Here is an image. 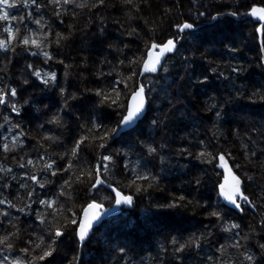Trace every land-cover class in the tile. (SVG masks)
Masks as SVG:
<instances>
[{"label": "trees", "instance_id": "trees-1", "mask_svg": "<svg viewBox=\"0 0 264 264\" xmlns=\"http://www.w3.org/2000/svg\"><path fill=\"white\" fill-rule=\"evenodd\" d=\"M39 2L44 3V0H39ZM248 3L249 0H152L151 11L155 13V18L164 20L162 26L155 33L158 42H163L176 34L175 27H170V23L174 24L188 19L189 22L195 21L196 25H201V28L187 31L178 51L166 60L169 68L168 73L160 72L145 78V83L150 79L155 82L152 85L154 91L148 94L151 101L148 106L150 111L140 122L144 132L138 136L132 135L125 142L118 143L114 148L108 149L110 153L128 152V159L133 163L140 159L141 166L137 167V172L140 175L151 172L153 176L159 177L158 182L136 180V186L143 189L139 193L135 191V186L127 187L126 185L135 179V174L123 169L124 160L120 155H116L114 162L110 163L108 175L111 177L109 182H117L124 193L133 196L131 208L125 211H134L135 216L148 217L157 224L165 225V223L176 221L177 223L172 224L171 227L165 225L166 228H163L165 230L147 223L142 226L138 224L128 233V238L122 235L120 239L123 240H120V244L117 243L114 247L112 246L111 250H105V252H102L104 251L102 250L103 237L98 238L96 242L99 248L93 246V250L96 254L103 255L95 264H205L206 257L214 253L218 239H222V242H230L232 233L223 232L222 227L216 224L215 218L207 215L213 209L201 207L206 201L211 205H224L215 188L217 177L208 165L195 158L197 152L203 150L199 146L201 140L205 144L210 143L217 150L223 149L231 152L236 162L245 165L249 174L256 178V183L251 184V190L248 186V194L250 198H252V194H256L261 204H264V191H262L264 175L259 167L264 164V155H259L256 160L248 164L241 151V144L246 143L251 135L255 150L258 153L264 152V136L260 135V131L264 130V103L259 101L250 103L247 99H232L236 87L245 85L251 92L259 91L261 85H264V70L259 67L260 60L258 59V56H264V53L260 52L259 39L252 35L253 25L247 17L230 15V12L236 10L246 12ZM166 9H172V12L167 17H163L162 14ZM197 11L205 12L206 15L197 19ZM217 12L223 13V15L219 16L217 20L208 19V16H215ZM12 14H21V10L16 9ZM40 15L44 17L46 23L51 24L55 31L67 35L65 29L69 23H72L70 17H64V22L61 23L59 19L52 16L51 6L41 11ZM106 15L112 18H122V13L118 10H109ZM85 23V18L80 17L79 30H75L59 49L57 59L63 58L65 64L71 65L68 69V77L64 76L63 65L53 61L51 67L70 91L83 93L79 100L74 102L73 108L84 112L87 116L93 106L92 100L97 98L93 97L91 91L85 90L106 87L112 82V77L97 79V68H102L105 72L111 70L109 65H103L101 61L105 58L111 61V65L115 67L113 75L117 80L121 78V74H128L117 62L124 56L109 49L107 43L114 42L120 47L128 44L129 47L124 49V55L131 58L140 55V51L137 49H143L144 40L122 34L121 30H117L116 25L109 23L107 42L101 46L97 43L96 28L90 25L85 27ZM32 27L35 26L32 25ZM225 45L235 47L238 51L231 52ZM82 57L88 58L86 66L82 63ZM8 59L12 63H7L4 53L0 52V77H3L5 82L10 79L13 86L18 85L22 76L28 78L30 84L23 86L21 95L31 98L33 102L31 105L22 106L23 115L21 116L11 113L6 106L0 105V125H4V127H0V136H8L10 140L12 135L11 132L6 131L8 125L5 123V116L10 117L14 122L21 123L24 131L33 139L27 142L25 151L20 155L28 154L35 158L37 155L43 154L36 146V141L39 139L37 126L46 119V116L38 109L42 110L44 105H48L51 110L55 111L62 101L55 91L47 89L42 91L44 86L41 81L27 75L26 64L35 63L39 66L38 57H33L29 52L20 50L15 55L9 53ZM231 66H242L246 71L237 76L230 72ZM221 72L223 75H220ZM205 76L208 77L206 81L198 82L203 81ZM224 101L228 102L224 103ZM211 104H217L220 107L209 111L208 106ZM216 110L221 112L218 120L215 117ZM102 115L104 116L102 122L111 129L119 119V109L104 107ZM157 117L163 121V124L153 126L151 120ZM66 119L68 118L66 117ZM52 128V125H45L40 134H47ZM254 129L255 131H253ZM60 132L63 133V146L48 148L49 153L57 156L65 148L71 147L73 136L80 134V130L70 119H68L65 129ZM137 138L145 143L163 144L165 147L155 157H149L146 152L141 151L138 144L133 143ZM212 147H209V151L212 150ZM185 148L191 155L181 154V149ZM96 155L90 148L81 152V159L76 163L77 169L94 164ZM161 156L165 158L163 166L160 163ZM0 164L4 167H12L17 176L16 180L9 178L7 181L11 185L9 188H4L3 182H0V199L11 200L17 205V208H8V205L5 204L0 205V210L7 209L10 218L19 217L20 226L25 232L37 229L39 222L35 220V210L41 206L34 204L31 210H26L23 213L17 211L18 208L29 203L25 197V190L19 185L22 182H27L29 187H32V182L27 181V177L22 175V171L30 170H21L10 158L5 161L2 154H0ZM2 175L3 173H0V176ZM52 179L56 184L62 182L61 176ZM195 179H200L202 183L197 186ZM103 191L105 192L103 197L110 193L103 186H99L98 191L94 190L90 196L85 197L81 188H77V192L74 193L76 208L79 209L88 199H96L94 195L102 194ZM39 192L37 187V193L39 194ZM181 195L185 197V203L181 206L160 207V205L174 203L173 198L178 199ZM163 196L164 198H162ZM188 201L191 203H187ZM98 202L105 206L113 204L106 200ZM140 204H145L144 210ZM244 207L245 211L242 214L229 207L219 210L226 212L225 220L227 222L240 224L241 234L252 236L253 245H255L264 233L260 232L258 226L255 233H251L249 228L258 225L261 209L253 210L248 206ZM174 209L179 211L176 216H174ZM139 210L141 213L143 211L141 215L138 213ZM115 219L117 220V218ZM13 223H16V220H13ZM213 225L216 226L213 227ZM208 230L212 232V235L208 237V243L202 244L198 249L192 247L183 253H173L170 244L172 238L183 243L193 234L199 236L204 233L207 236ZM26 238L27 236H25ZM94 239L96 240V237ZM69 240L70 243H68ZM121 247L126 249V255L119 252ZM165 247L167 248L166 252L162 251ZM251 250L257 254V259L260 260L259 249L253 247ZM79 252L80 248L69 230L63 238L59 251L54 254L53 264H72L73 258L81 254ZM59 253L67 254L68 258L58 259Z\"/></svg>", "mask_w": 264, "mask_h": 264}, {"label": "snow or ice", "instance_id": "snow-or-ice-1", "mask_svg": "<svg viewBox=\"0 0 264 264\" xmlns=\"http://www.w3.org/2000/svg\"><path fill=\"white\" fill-rule=\"evenodd\" d=\"M51 6L52 16L64 22V17H70L72 23H69L65 29L67 35L63 32L55 31L50 23L44 21V17L40 12ZM152 0H0V52L4 53V59L7 63H12L8 59V54L15 55L18 51L23 50L29 52L31 56L39 58V66L35 63H27L25 71L28 76L35 77L40 80L44 88L49 91H55L60 97L62 103L55 110H51L48 105H44L42 111L46 119L37 126L39 139L36 146L43 154L32 158L30 155H20L25 151L27 142L31 141V137L24 131L23 125L14 122L10 117L5 116V123L8 125L7 132H11V138L8 136H0V154L3 155L5 161L9 158L21 170L29 169L30 171H22V175L27 177V181L32 182L29 187L27 182H22L19 186L25 190V197L29 200L24 207L18 208V212L31 210L34 204L41 206L35 210V220L39 222L37 229L31 232H25L19 222V217L10 218L7 209L0 210V264H53L54 254L60 249L64 236L70 230L79 247H83L85 242L90 239V234L94 235V224H98L102 218V214L106 212L105 205L96 199H88L79 209L75 206L77 188H81L85 197L90 196L94 190L98 191L99 185H105L110 189L109 195L104 200L115 205L133 203V196L125 194L117 182L112 181L108 175L110 163L114 162V157L120 155L124 160L123 169L135 174L127 187L135 186L137 193L143 189L136 186V180L157 181L158 176H153L151 172L140 175L137 167L141 166L140 159L134 163L128 159V152L121 151L118 153H110L108 149L114 138L120 135L123 129H129V132L136 131V127L129 128L130 125L138 126L142 117H145L150 111L148 107L151 103L149 93L153 92L152 87L154 80L145 78L148 74H159L160 72L168 73L169 68L166 60L168 54L178 51L177 40L183 39L181 33L185 30L196 28L195 21L189 22L188 19L182 22L170 23V27H175L176 34L163 42H158L155 33L164 23L163 19H156L155 13L151 11ZM248 10L240 12L239 10L230 12L231 16L247 17L253 25L252 35L259 39L260 52L264 53V0H249ZM16 9L21 10V14L13 15ZM109 10L120 11L122 18H112L106 13ZM172 9H166L162 14L167 17ZM205 12L196 13V18L205 16ZM223 13L217 12L215 16H208L210 20H217ZM84 17L86 20L85 27L92 26L96 28L97 43L103 46L107 42L108 25L112 23L116 25L117 30H121L122 34L144 40V47L140 51L139 56L131 58L124 55V49L128 48V44L120 47L116 43H107L109 49H113L116 53L124 56L118 59L119 66L128 74H121L120 79H115L113 73L115 67L111 65V61L105 58L101 61L103 65H109L111 70L105 72L102 68H97V79H108L112 77V82L106 87L101 86L92 90L93 97L92 109L87 116L79 110H74L73 104L77 102L83 94L80 91H70L69 87L62 83L58 78L56 71L52 70V62L64 66V76L68 77V69L71 65L65 64L63 58L57 59L59 49L73 35L75 30H79V18ZM32 25L35 27L33 28ZM134 25V26H133ZM151 25V27H149ZM229 51H238L235 47H230ZM82 63L86 66L88 58L82 57ZM260 60L259 67L264 70V56H258ZM216 71V69H213ZM246 71L242 66H231L230 72L237 76ZM220 75H223L221 72ZM163 79V77H161ZM208 79L203 78V83ZM28 78L20 79L17 86H13L9 79L5 82L0 77V105L6 106L11 113L17 116L23 115L22 106L31 105L32 99L25 98L21 95L23 86L29 85ZM213 99V98H210ZM233 100L247 99L250 103H264V85H261L259 91H248L247 86L241 85L235 88ZM228 101H224L227 103ZM19 105V106H18ZM104 107H116L119 109V119L115 125L109 129L102 122ZM220 105L211 104L208 110L217 109ZM221 116L219 110L215 111V117L218 120ZM72 120L80 130L78 136H73L70 148H65L58 156L48 152L50 147L63 146L62 135L60 130L65 129L68 119ZM153 126L163 124L158 117L151 120ZM45 125H52L53 128L47 134H40ZM4 127V125H0ZM15 129V131H13ZM255 131V129L253 130ZM60 134H57V133ZM127 134V133H126ZM215 135V134H213ZM260 135L264 136V130L260 131ZM133 143L138 144L142 152H146L147 156L155 157L165 147V145H154V143H145L137 138ZM199 146L203 150L197 152L196 159L201 163L208 165L212 173L217 177L215 188L218 197L222 198L225 205H211L207 201L201 207L212 208L207 215L215 218L216 224L222 227V231L232 233L230 242H222V239L216 241L215 251L212 255H208L205 264H264V235L259 237L253 245V237L248 234H241V226L235 222H227L225 220L226 212H222L220 208H227V204H231L239 212H244L245 207L252 209H261L259 213L258 225L250 226L251 233L256 232L258 226L261 233H264V204H257L248 194V185L256 183V178L250 175L245 165L236 162L231 152L220 149L217 150L209 144H205L203 140L199 141ZM209 147L212 150L209 151ZM88 148L95 152L94 164H89L86 168L77 169L76 163L81 159V152ZM241 151L246 163L251 164L259 155L254 148V141L249 135L246 143L241 144ZM188 153V150L181 149V154ZM161 166L165 164V158L160 157ZM39 165V166H37ZM260 171L264 175V164H261ZM0 182H3L4 188L11 185L7 183L9 178L16 180L12 167H4L0 164ZM61 176L62 182L56 184L53 177ZM66 177V178H63ZM202 183L200 179H195V184L199 186ZM51 186V187H49ZM37 187L40 192L37 193ZM264 191V189H262ZM174 203L168 205H160V207H177L185 203V197L181 195L178 199L173 198ZM187 203H191L188 201ZM8 205V208H17V205L6 198L0 199V205ZM16 220V223H13ZM216 225H213L215 227ZM212 235L208 230L207 236L201 233L199 236L191 235L183 243L176 238H172L170 244L174 254L183 253L186 249L195 247L200 248L202 244L208 243V237ZM25 236L27 238L25 239ZM255 247L259 249L261 259H257V254L251 249ZM162 251H167L163 248ZM119 252L126 255V249L121 247ZM72 264H82L79 256L73 258Z\"/></svg>", "mask_w": 264, "mask_h": 264}, {"label": "rangeland", "instance_id": "rangeland-1", "mask_svg": "<svg viewBox=\"0 0 264 264\" xmlns=\"http://www.w3.org/2000/svg\"><path fill=\"white\" fill-rule=\"evenodd\" d=\"M199 28H201V27H199ZM196 29H198V28H196ZM136 129H137L136 131L127 132V134L126 133L123 134L120 138H118L111 145V147L114 148L116 146V144L125 142L126 140H128L129 138H131L132 135H137L138 136L140 133H143L144 132V128H142L141 123L138 126H136ZM248 186H249V189L251 190L252 189V185L249 184ZM104 193L105 192L103 191L102 194H99V193H98L99 195L98 194H95L94 196H95L96 200H98V201L104 200V197H103V195H105ZM162 198H164V196ZM258 198L259 197L256 194H252V199L254 200V202L257 203V204H261V201H259ZM148 203H149V201H148ZM140 205H141L142 210H144L145 204H140ZM142 205H144V206H142ZM173 212H174V216H176L177 214H179V211H177L175 209H174ZM138 213H139V215H141L143 213V211L141 213L140 210H139ZM115 218H117V220ZM112 219H114V220H112ZM145 223H147L149 225H153L156 228L163 229V228H166L165 225L171 227V225L172 224H176L177 221L174 222V223H172V222H169L167 224L165 223V225L164 224H157V223H154L148 217L147 218H144V216H137V215L135 216V212L134 211H132V212L125 211L122 215L120 214L118 216H115V217H113V218L105 221L96 230L95 234L85 244V246L83 247V249L80 250L81 254H79V257H80V260L82 261V264H95V262L99 261L100 258H102V255L103 254L102 255L96 254L94 252V250H93L94 247L95 248H99V247H97L98 246L97 245L98 243L96 242L98 238H102L103 237V240H102V242H103V244H102L103 246L102 247L103 248H102V250H104V251H102V252H105V250H111L114 247V245H116L117 243L120 244V240H123V239H120L122 237V235H124V236H126V238H128L127 235H128V233L131 232V230H132V228L134 226H136V225L138 226V224H140L142 226ZM163 230H165V229H163ZM94 237H96V240L94 239ZM70 242L71 241L69 240L68 243H70ZM65 257L68 258V255L67 254H60L59 253V258L58 259H62V258H65Z\"/></svg>", "mask_w": 264, "mask_h": 264}, {"label": "water", "instance_id": "water-1", "mask_svg": "<svg viewBox=\"0 0 264 264\" xmlns=\"http://www.w3.org/2000/svg\"><path fill=\"white\" fill-rule=\"evenodd\" d=\"M201 25H197L196 26V28H199ZM196 28H194V29H196ZM194 29H190V30H194ZM187 31H189V30H185V32L184 33H181L180 35L181 36H183V39H184V37H185V34L187 33ZM183 39H178L177 40V47H178V49H179V47H180V45H181V43H182V41H183ZM176 53V52H175ZM175 53H170V54H168V57H167V59L170 57V56H173ZM150 75H156V74H148L147 76H150ZM147 114H148V112H147ZM146 114V115H147ZM146 117V116H145ZM145 117H142L141 118V120H140V122L145 118ZM140 122H138V124L140 123ZM132 127H136V125H130L129 126V128H132ZM127 132H129V129H123L122 130V132L120 133V135H118L117 137H115L114 138V141L113 142H111V145L118 139V138H120L123 134H125V133H127ZM99 186H103L105 189H107L109 192L111 191L110 189H108L105 185H99ZM98 186V187H99ZM126 194V193H125ZM128 195H131V194H128ZM220 198V197H219ZM220 200H221V202H222V204H226V202L222 199V198H220ZM133 204V203H132ZM132 204L131 205H127V204H122V205H115L114 204V202H113V204L112 205H110V206H105V209L107 210L106 212H104L103 214H102V218H101V220L99 221V223L98 224H94V228H93V232H95L105 221H107V220H109V219H111V218H113V217H115V216H118V215H120V214H122L125 210H129L130 208H131V206H132ZM227 207H229V208H231L232 210H234V211H236V212H238L239 214H242L241 212H239L238 210H236L231 204H227ZM254 210V209H253ZM93 236V234H90V238ZM90 239H88L86 242H85V244L89 241ZM84 244V245H85ZM84 247V246H83ZM83 247H79L80 248V250H82L83 249Z\"/></svg>", "mask_w": 264, "mask_h": 264}, {"label": "bare ground", "instance_id": "bare-ground-1", "mask_svg": "<svg viewBox=\"0 0 264 264\" xmlns=\"http://www.w3.org/2000/svg\"><path fill=\"white\" fill-rule=\"evenodd\" d=\"M140 228V227H139ZM139 230V229H138Z\"/></svg>", "mask_w": 264, "mask_h": 264}]
</instances>
